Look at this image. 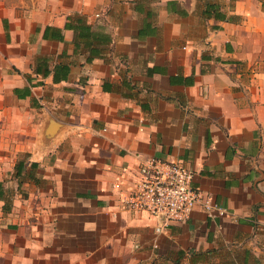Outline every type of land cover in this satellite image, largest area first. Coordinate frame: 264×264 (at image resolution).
Instances as JSON below:
<instances>
[{"label": "crops", "instance_id": "obj_1", "mask_svg": "<svg viewBox=\"0 0 264 264\" xmlns=\"http://www.w3.org/2000/svg\"><path fill=\"white\" fill-rule=\"evenodd\" d=\"M9 101L44 146L7 215L0 186V264H264V0H0ZM152 158L225 214L126 209Z\"/></svg>", "mask_w": 264, "mask_h": 264}, {"label": "built area", "instance_id": "obj_2", "mask_svg": "<svg viewBox=\"0 0 264 264\" xmlns=\"http://www.w3.org/2000/svg\"><path fill=\"white\" fill-rule=\"evenodd\" d=\"M139 183L133 194L124 200L126 209L145 212L164 219L158 227L161 232L166 223L187 221L197 206L211 215L225 211L194 186V172L178 162L147 159L139 166Z\"/></svg>", "mask_w": 264, "mask_h": 264}, {"label": "rangeland", "instance_id": "obj_3", "mask_svg": "<svg viewBox=\"0 0 264 264\" xmlns=\"http://www.w3.org/2000/svg\"><path fill=\"white\" fill-rule=\"evenodd\" d=\"M28 116L22 115L13 101L8 107L0 105V186H7L5 214L12 211V202L16 196L26 197V192L14 186L19 163L28 160L26 150L30 143L37 142L39 147L44 144L42 136L28 127ZM17 184L21 185L20 181ZM7 217V216H6Z\"/></svg>", "mask_w": 264, "mask_h": 264}, {"label": "trees", "instance_id": "obj_4", "mask_svg": "<svg viewBox=\"0 0 264 264\" xmlns=\"http://www.w3.org/2000/svg\"><path fill=\"white\" fill-rule=\"evenodd\" d=\"M23 167H24V164L21 163V164H19V168L18 169L21 170ZM17 176H19V173H17Z\"/></svg>", "mask_w": 264, "mask_h": 264}, {"label": "water", "instance_id": "obj_5", "mask_svg": "<svg viewBox=\"0 0 264 264\" xmlns=\"http://www.w3.org/2000/svg\"><path fill=\"white\" fill-rule=\"evenodd\" d=\"M52 126H53V125L51 124V125H50V128H51ZM48 132H50V131H48Z\"/></svg>", "mask_w": 264, "mask_h": 264}]
</instances>
